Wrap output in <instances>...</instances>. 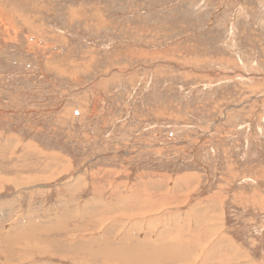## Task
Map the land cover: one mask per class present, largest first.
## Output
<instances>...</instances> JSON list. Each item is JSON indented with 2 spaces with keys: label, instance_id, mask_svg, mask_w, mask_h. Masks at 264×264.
Segmentation results:
<instances>
[{
  "label": "rangeland",
  "instance_id": "374dc122",
  "mask_svg": "<svg viewBox=\"0 0 264 264\" xmlns=\"http://www.w3.org/2000/svg\"><path fill=\"white\" fill-rule=\"evenodd\" d=\"M0 264H264V0H0Z\"/></svg>",
  "mask_w": 264,
  "mask_h": 264
},
{
  "label": "bare ground",
  "instance_id": "6f19581e",
  "mask_svg": "<svg viewBox=\"0 0 264 264\" xmlns=\"http://www.w3.org/2000/svg\"><path fill=\"white\" fill-rule=\"evenodd\" d=\"M234 247V246H233Z\"/></svg>",
  "mask_w": 264,
  "mask_h": 264
}]
</instances>
